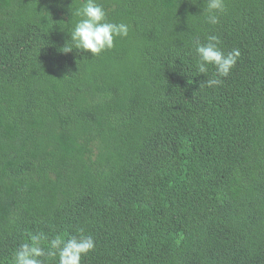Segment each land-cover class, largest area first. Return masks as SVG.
<instances>
[{
	"label": "trees",
	"instance_id": "16d2710c",
	"mask_svg": "<svg viewBox=\"0 0 264 264\" xmlns=\"http://www.w3.org/2000/svg\"><path fill=\"white\" fill-rule=\"evenodd\" d=\"M101 2L129 33L92 56L80 0H0V264L81 230V264H264V0ZM208 35L240 51L213 87Z\"/></svg>",
	"mask_w": 264,
	"mask_h": 264
},
{
	"label": "clouds",
	"instance_id": "9594fccd",
	"mask_svg": "<svg viewBox=\"0 0 264 264\" xmlns=\"http://www.w3.org/2000/svg\"><path fill=\"white\" fill-rule=\"evenodd\" d=\"M190 2L196 4L197 0ZM204 3L206 6L199 14L204 16L207 23L219 24L221 15L226 10V0H204ZM70 12L75 23L68 32L70 39L64 45V53L75 49L99 56L115 46L117 37L128 36L129 25L110 20L101 0H80L79 6ZM220 44L217 35H208L204 42L199 38L194 41L198 73L207 76L209 65L215 68V75L206 80L208 87L220 85L221 77L229 75L240 56L238 48L225 52ZM41 240L40 235H34L30 242L21 243L13 254L14 264H45V260L41 258L47 257H58V264H81L82 256L95 248L94 238L84 235L82 230L80 234L69 235L67 239L55 236L48 241L47 248L42 246Z\"/></svg>",
	"mask_w": 264,
	"mask_h": 264
}]
</instances>
